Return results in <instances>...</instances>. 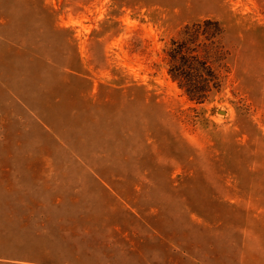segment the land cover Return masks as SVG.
Returning a JSON list of instances; mask_svg holds the SVG:
<instances>
[{"label":"rangeland","instance_id":"374dc122","mask_svg":"<svg viewBox=\"0 0 264 264\" xmlns=\"http://www.w3.org/2000/svg\"><path fill=\"white\" fill-rule=\"evenodd\" d=\"M207 17L229 72L196 103L163 49ZM98 245L264 264V0H0V264Z\"/></svg>","mask_w":264,"mask_h":264},{"label":"trees","instance_id":"16d2710c","mask_svg":"<svg viewBox=\"0 0 264 264\" xmlns=\"http://www.w3.org/2000/svg\"><path fill=\"white\" fill-rule=\"evenodd\" d=\"M225 37L223 23L207 17L183 25L163 49V60L169 76L196 103H204L225 88L229 72V49ZM63 67L64 71L76 72L71 64ZM100 246L99 250L89 247L83 251H60L50 261L11 256L7 257L5 264H117Z\"/></svg>","mask_w":264,"mask_h":264}]
</instances>
